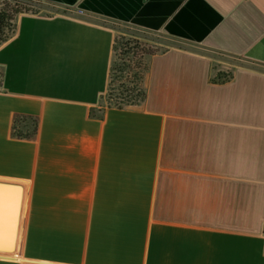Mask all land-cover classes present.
<instances>
[{
	"label": "crops",
	"instance_id": "1",
	"mask_svg": "<svg viewBox=\"0 0 264 264\" xmlns=\"http://www.w3.org/2000/svg\"><path fill=\"white\" fill-rule=\"evenodd\" d=\"M41 1L0 45V264H264V0ZM112 23L175 43L141 104L103 100Z\"/></svg>",
	"mask_w": 264,
	"mask_h": 264
},
{
	"label": "rangeland",
	"instance_id": "2",
	"mask_svg": "<svg viewBox=\"0 0 264 264\" xmlns=\"http://www.w3.org/2000/svg\"><path fill=\"white\" fill-rule=\"evenodd\" d=\"M14 4L15 2H13V0H0V8H3L4 5H8V8L17 7L16 4ZM23 8H28L27 12L23 13L36 14H54L59 10L55 6L41 0H30L28 3L24 4ZM18 16L16 19L7 21L5 34L12 36L15 33L16 27L14 28L13 24H16ZM111 25L116 30V42L114 46L113 63L109 74L108 88L103 96V100L108 106L119 104L123 105V107L136 105L123 104L125 101L121 99L120 89L122 84L126 86L125 80L132 79V72L115 71V63H122L124 61V52L132 50L137 56L135 59L136 64H139V62L146 64L149 58L146 52H153L155 54L160 53L167 50L175 43L156 32H145L126 24L112 23Z\"/></svg>",
	"mask_w": 264,
	"mask_h": 264
},
{
	"label": "trees",
	"instance_id": "3",
	"mask_svg": "<svg viewBox=\"0 0 264 264\" xmlns=\"http://www.w3.org/2000/svg\"><path fill=\"white\" fill-rule=\"evenodd\" d=\"M30 0H13L17 7L8 8V5H4L3 8H0V45L6 42L11 35L5 34V29L7 27V21L16 19V17L23 13L27 12L28 8H23L24 4L28 3ZM8 4V3H7ZM14 4V5H15ZM14 28L16 24H13ZM13 28V29H14ZM139 29V28H137ZM142 30V29H139ZM145 31V30H142ZM148 32V31H145ZM116 42V41H115ZM149 57L146 64L139 62L136 64V54L132 50L124 52V61L120 64L115 63L114 70L132 72V79L125 80L126 86L122 84L120 89V96L123 101V104H141L146 99V89L144 86L145 74L149 67V59L155 53L146 52ZM145 56V55H144ZM128 78V77H127ZM123 107V105H110ZM18 131V128H15V132Z\"/></svg>",
	"mask_w": 264,
	"mask_h": 264
},
{
	"label": "water",
	"instance_id": "4",
	"mask_svg": "<svg viewBox=\"0 0 264 264\" xmlns=\"http://www.w3.org/2000/svg\"><path fill=\"white\" fill-rule=\"evenodd\" d=\"M22 205L23 187L0 183V252H13L17 247Z\"/></svg>",
	"mask_w": 264,
	"mask_h": 264
},
{
	"label": "built area",
	"instance_id": "5",
	"mask_svg": "<svg viewBox=\"0 0 264 264\" xmlns=\"http://www.w3.org/2000/svg\"><path fill=\"white\" fill-rule=\"evenodd\" d=\"M230 77H231L230 74H226L225 76L222 77V80H227V79H229Z\"/></svg>",
	"mask_w": 264,
	"mask_h": 264
}]
</instances>
